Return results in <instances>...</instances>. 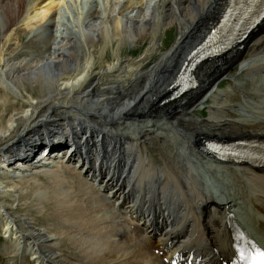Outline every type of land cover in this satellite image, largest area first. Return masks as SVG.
Instances as JSON below:
<instances>
[{
  "label": "bare ground",
  "instance_id": "1",
  "mask_svg": "<svg viewBox=\"0 0 264 264\" xmlns=\"http://www.w3.org/2000/svg\"><path fill=\"white\" fill-rule=\"evenodd\" d=\"M68 1L0 3L8 14L5 39L12 41L16 23L36 35L59 26ZM129 3L112 27L125 40L143 42L144 49L125 63L111 62L106 71L91 61L105 43L91 41L83 54L78 40L63 30L50 31L45 48L28 64L4 63L7 53L0 50V120L6 119L0 123V182H7L1 228L14 245L24 242L40 264H169L192 253L203 264H245L240 246L251 252L252 244L264 248V164L211 158L202 139L264 144V17L236 46L197 67L195 88L160 104L182 60L228 0ZM93 4L98 8L99 1ZM102 17L94 15L86 28L99 31L105 42L111 28ZM172 26L177 37L163 51V36ZM9 83L25 99L15 102ZM199 110L207 115L199 116ZM123 118L126 125L119 124ZM57 160L73 167L35 173L54 179L51 210L64 222L46 229L34 212H13L7 196L15 192L22 200L32 185L24 172ZM211 179L217 189L209 188ZM101 205L110 217L97 214ZM243 207L248 209L240 213Z\"/></svg>",
  "mask_w": 264,
  "mask_h": 264
},
{
  "label": "rangeland",
  "instance_id": "2",
  "mask_svg": "<svg viewBox=\"0 0 264 264\" xmlns=\"http://www.w3.org/2000/svg\"><path fill=\"white\" fill-rule=\"evenodd\" d=\"M5 1H2V2L4 3ZM94 1L95 0H69L67 2V6H65L63 8V15L60 19L62 23H60L59 26L58 25L54 26L53 28L52 27L49 28V26H46L47 28H45L43 30L44 33H42L40 35H38V34L36 35V33L34 34V32L29 33L30 31L28 29L24 28L23 25H21L20 23H16L11 27V29L14 28V30L12 32V37H11L12 41H8L5 39V37H6V34H5L6 33V26H7L6 20L8 18V16H7L8 14H5L4 13L5 8L2 9V7H1L0 8V50L4 49L6 51L5 53H7V55L5 54V56L7 57V61L4 60V63L7 62V64H8V60L11 61L14 59L13 63L15 61H20V62L28 64V63L36 60L38 58L37 53H39V51L41 50L40 47H43L44 45H46V43L49 41L48 39H50V36L52 35V33H53V35H58L61 33L62 30H63L65 35H68V36L71 35V36L75 37V39L78 40V41H76V40L75 41H76V43L78 42L77 44L80 46L83 54H86V52L88 53V47L91 45V43L93 41H94L93 43H98V42L99 43H105L101 46V49L103 47L105 48L104 53H102L100 51L101 49L99 51H98V49H96L95 51L98 52V54L100 56L98 54L97 55L95 54L93 56L94 58L93 57L91 58V61L93 63L95 62L94 64L92 63L94 68L106 71L107 68H109L108 67L109 64H111V62L112 63L117 62V59H119L120 62H123V63H125V61H130L131 57H133L135 59L141 53V51L144 49V46H145L144 43L143 42H132V41H129V38H126V37H125L126 38V40H125L123 34L122 33H120V34L114 33L115 32L114 27H112V26H114V23H113L114 18H116L117 16H120V13L123 11L124 7H126L128 4H130L129 3L130 0H101V1L98 0L99 1L98 8H96L95 5L93 4ZM2 2L0 1V3H2ZM127 2H128V4H127ZM136 7H137L136 14H140V12H141L140 7L141 6H136ZM99 8L101 11L99 10ZM15 9H16V12H18L17 4L15 5ZM94 11H96V12H94ZM96 14L104 16V17H102L104 19L109 18V21H110L107 24L108 27L110 26L109 30L111 28L110 35H109L110 38H108L105 42L102 39H101L102 41L101 40L99 41V39L102 38L101 33L99 31L97 33L98 35L96 34L95 31H90V30L87 31L88 30L87 28L89 26L88 24L93 23V21H94L93 17ZM108 14H110V15H108ZM173 27L174 26H172L171 28H167L165 31V34H164L163 39H162V47H161V49L163 51L165 49H168L177 37L176 28L173 29ZM59 28H60V32L57 33ZM11 29L9 31H11ZM72 33H73V35H72ZM78 36H80V39H78ZM42 40H43V42H42ZM108 40H109V42H108ZM44 42H45V44H44ZM35 48H36V50H35ZM43 48H45V47H43ZM133 48H136L138 50L136 52H132L131 50ZM130 53H131V56H128ZM27 54H29V55H27ZM91 55H92V52H91ZM6 57H5V59H6ZM17 57H18V59H17ZM239 70L240 69H238V71ZM5 85H6V89L11 94L12 99L16 100L15 102H18V100H23L22 98H24V97L20 93L19 94L16 93L17 88L15 89V87L13 85H11L10 83L5 84ZM223 87L227 88L228 86L224 85ZM23 94L25 96H28V94L26 92H23ZM197 114L199 116H206L207 111L206 110H204V111L199 110V111H197ZM4 122L6 123L5 118L0 120V123H4ZM53 164L57 165V167L49 166V165H53ZM70 164H68V163L65 164V163H63V161L57 160L56 162H49V165L45 164L44 166H40V167L36 168L35 172H32V174H30L28 171H25L24 172L26 175L25 178L29 179V182H31L33 186L28 185L29 186L28 187V193H26L24 195V196H26V197H24L25 199L22 198V200L24 199L23 201L20 200L18 194H16V196H12V195H15V192L8 194V195H10L11 198L9 196H7L8 198L7 197L6 198L10 199L12 204L14 203L12 211L16 212V213H21V215L26 213L27 210L34 212L35 213L34 216L36 218H38L37 221L39 222V225H42V227H44L46 229H49L50 226L56 227V225H58L59 223H62L63 221L55 220L53 218L54 213L51 210L52 205H51V200L49 199L51 197L50 192H52V193L57 192V190L55 188H53L56 184L54 182V179H52L50 176L48 177L47 175H45L44 172H41V174H35V173H38L36 171L38 169L63 170V167L68 169V167L69 168L73 167V165L72 164L70 165ZM2 171L3 170L0 169V172H2ZM18 177L22 179V177H20V175H18ZM34 183L36 186L34 185ZM6 184H7V182H0V198H1V196L5 195V192L7 190ZM88 185L91 187V189H93V190L96 189V184H94L93 182L89 181ZM52 188H53V190H51ZM73 190H74V188H73ZM44 194L46 195L45 198H47V199H42V200L38 201L37 197L38 198L42 197V196H44ZM74 199L80 201V198L78 199L77 195L74 196ZM49 200H50V202H49ZM84 205H85V203H84ZM99 208H101V209H99ZM246 208L247 207H243L242 209L239 208L240 213L244 212L245 211L244 209H246ZM0 210L1 211L3 210V214L0 213V219H1L0 220V228H1V224L4 223V220H5L3 217L6 215L5 214L6 212H5V209H3L2 207L0 208ZM108 210H109V208H107L104 205H101L97 209V211H98L97 214L102 215V213L104 212V214L106 213L110 217L111 213H110V210L109 211ZM15 215H18V214H15ZM250 218L252 219V220L250 219V223L252 224L254 222V218L252 215ZM115 221H119V219L115 218ZM101 222H102V220H101ZM63 224H64V222H63ZM106 224L107 223L104 222V223H101L100 226H103ZM125 227L129 233L135 234V231L134 230L132 231L130 226H125ZM1 229H0V264H40L36 261L35 256H33L32 253L30 254L28 252L29 247L27 249H25L24 242H21L19 245H14L13 241L8 236V231L4 232L5 226ZM65 231H62V232L60 231L61 233H58V234H61L63 236V234H66ZM57 232H59V231H57ZM62 240H63V238L59 239V244L61 243ZM57 243H58V241H57ZM57 246H59V245H57ZM11 247L12 248L15 247V248L11 249Z\"/></svg>",
  "mask_w": 264,
  "mask_h": 264
},
{
  "label": "snow or ice",
  "instance_id": "3",
  "mask_svg": "<svg viewBox=\"0 0 264 264\" xmlns=\"http://www.w3.org/2000/svg\"><path fill=\"white\" fill-rule=\"evenodd\" d=\"M245 246L251 244L250 241H245ZM253 254L245 255L243 251H241L240 259L245 261L246 264H264V248L257 247L255 244H252Z\"/></svg>",
  "mask_w": 264,
  "mask_h": 264
}]
</instances>
